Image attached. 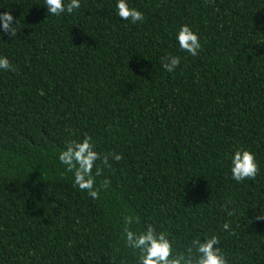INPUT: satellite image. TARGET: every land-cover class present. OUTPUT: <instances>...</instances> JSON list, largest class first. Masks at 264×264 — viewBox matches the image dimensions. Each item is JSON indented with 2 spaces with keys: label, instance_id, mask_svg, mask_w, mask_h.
I'll return each mask as SVG.
<instances>
[{
  "label": "trees",
  "instance_id": "obj_1",
  "mask_svg": "<svg viewBox=\"0 0 264 264\" xmlns=\"http://www.w3.org/2000/svg\"><path fill=\"white\" fill-rule=\"evenodd\" d=\"M116 2L52 16L45 0H0L17 32L0 27L16 68L0 70V264H136L126 216L174 251L215 234L228 264H264V0H127L136 24ZM182 25L196 56L179 48ZM85 134L123 157L96 161V187L111 181L96 200L58 160ZM238 149L255 155V179L231 178Z\"/></svg>",
  "mask_w": 264,
  "mask_h": 264
},
{
  "label": "clouds",
  "instance_id": "obj_2",
  "mask_svg": "<svg viewBox=\"0 0 264 264\" xmlns=\"http://www.w3.org/2000/svg\"><path fill=\"white\" fill-rule=\"evenodd\" d=\"M45 7L47 14L60 16L62 13L73 14L81 7V3L80 0H68L67 4H65V0H45ZM116 9L118 16L123 21L136 24L144 20V14L129 7L127 0H117ZM12 22L13 16L10 12L0 14V27L4 33L15 38L17 32ZM176 39L180 50L191 56L198 55L201 49L200 38L188 25L180 27ZM164 61L162 67L171 73L179 66L180 57L168 55L164 57ZM0 70L15 72L16 68L7 57H0ZM110 156L116 162L123 159L122 155L117 153L101 154L97 152L94 149L92 138L85 134L82 141H69L65 149L59 152L58 160L66 166L67 172L73 173V186L86 192L91 199L96 200L99 198L100 191L106 190L111 181L105 179L99 188L96 187L95 177L102 174V169L97 167L95 175H93V168L98 160L101 165L111 168ZM231 165V178L237 183L255 179L260 171L256 157L250 150H236L232 155ZM256 220H264V217L257 216ZM134 222L139 223V218L124 217L123 237L125 247L134 253L136 264H228L225 254L219 247L220 238L215 234L204 239L203 242L200 239L193 240L183 252L174 251L173 241L167 232H158L151 224L146 225L143 231H133L130 225ZM222 229L229 232L230 235H235L229 222H225ZM121 264H125V262L122 261Z\"/></svg>",
  "mask_w": 264,
  "mask_h": 264
}]
</instances>
